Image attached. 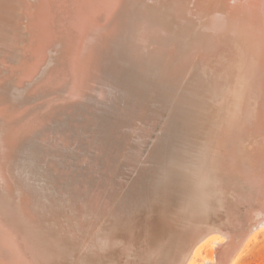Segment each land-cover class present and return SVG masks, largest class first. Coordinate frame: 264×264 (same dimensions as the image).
Wrapping results in <instances>:
<instances>
[{
  "label": "bare ground",
  "instance_id": "obj_1",
  "mask_svg": "<svg viewBox=\"0 0 264 264\" xmlns=\"http://www.w3.org/2000/svg\"><path fill=\"white\" fill-rule=\"evenodd\" d=\"M133 1L73 0L74 13L64 1L66 18L61 23L52 4L43 34L44 0H0V264H106L103 233L98 236L91 221L104 180L96 183L91 195L82 197L74 222L67 219L63 225L43 213L41 218L33 216L31 206H36L34 214L41 212L35 194L23 189L26 199L11 200L4 193H20L24 186L25 172L17 168L22 146L59 122H48L44 129H36L34 118L24 117L17 129L4 122L26 112V102L45 91L52 98L46 101L47 110L83 105L89 82L101 75L98 64L105 42L110 35L113 41L121 38L129 22L139 29L130 37L122 36L129 38L131 53L144 56V78L157 79L189 97L180 108L185 122L181 119L179 152L158 155L161 173L204 203L211 211L208 221L217 225L190 256L208 236L218 233L225 241L213 243V261L207 264H230L246 240L264 227V0H136L138 7ZM128 5H133L135 18L124 19ZM24 34L29 36L21 42ZM58 38L63 47L54 62ZM88 43L92 46L87 51ZM52 62L56 66L51 68ZM15 71L19 74L9 82ZM54 92L65 95L54 98ZM13 102L27 105L21 110L15 105L6 116V107ZM249 215L256 225L237 238L236 229ZM164 255L157 264L168 261V254Z\"/></svg>",
  "mask_w": 264,
  "mask_h": 264
},
{
  "label": "rangeland",
  "instance_id": "obj_2",
  "mask_svg": "<svg viewBox=\"0 0 264 264\" xmlns=\"http://www.w3.org/2000/svg\"><path fill=\"white\" fill-rule=\"evenodd\" d=\"M137 2L134 0L132 4L138 7ZM127 10L124 19L136 17L133 5H128ZM137 29L138 25L129 22L121 38H117L116 42L113 41L112 35L109 36L108 42H105L108 45L103 46L98 64V69L101 70L98 74L101 75L89 82V87L84 93V97L88 94V101H82L83 105L69 104L70 106H64L65 110H59L60 112L57 109L47 110L46 101L51 97L45 96L47 92L45 91L33 98L34 100L39 98L38 100L28 101L32 102L31 104L26 102L28 105L26 103L17 105L18 102H13L6 107L8 112L6 111L5 115L8 116L15 105L20 110L25 108V105L28 106L26 112L16 115L17 118L5 119L4 123L10 125L9 127L15 125L14 129H17L26 118H34L38 125L36 129H44L48 122L56 124L59 122L56 126L42 130L43 132L36 130L39 133L35 140L22 146L24 150L17 168H22L23 173L27 172L24 173L23 179L25 185L32 187L43 206L60 212L58 214L62 222L67 219L68 222L76 220L80 215L77 210L83 202L82 197L91 195L93 192L91 189H95L96 183L106 179L110 170L126 153L179 152L177 138L184 131L182 120L185 122V114H181L180 108L184 107L183 104H188L189 97L182 93L181 96L173 87H166L157 79L144 78V56L136 54L139 55L137 57L131 53V48H128L130 40L127 36H132ZM123 33L127 36H122ZM118 39L125 41L120 42ZM113 48L116 52L110 53ZM117 48L123 49V52ZM18 74L19 71H15L9 82ZM63 95L65 92H54L52 97H64ZM159 112L163 113L160 115ZM178 114L182 115V118L181 116L179 118ZM51 118L52 121H49ZM14 165L16 167L15 163ZM67 209L70 211L67 212ZM70 229L71 232H76L72 227ZM207 238L193 251L187 264H207L210 262L208 260L213 261V243L219 240L223 242L225 238L218 233ZM230 264H264V227L246 240Z\"/></svg>",
  "mask_w": 264,
  "mask_h": 264
},
{
  "label": "water",
  "instance_id": "obj_3",
  "mask_svg": "<svg viewBox=\"0 0 264 264\" xmlns=\"http://www.w3.org/2000/svg\"><path fill=\"white\" fill-rule=\"evenodd\" d=\"M44 1L47 5L45 4L43 11L44 21L41 23L43 29L52 4L58 9L56 15L61 17L57 21L59 23L66 18L63 16L64 1L70 3L68 11L76 12L75 5L71 2L73 0ZM39 14L40 12L38 16ZM66 15L69 16L67 13ZM45 32L44 29L43 34ZM58 33L61 35L60 32ZM27 36L29 35L24 34L20 41L27 39ZM60 40L58 38L56 42L57 51L53 48L54 62H57L56 59L61 55L59 48L63 47L61 44L63 42ZM20 45L22 44L18 43L17 47L19 48ZM90 45L92 46L90 43L87 44V51ZM54 62L51 68L54 67ZM160 156L157 153H126L101 183L102 186L96 198L94 219L91 218V221H94L96 234L99 236L103 233V249L104 251L108 249L106 252L108 255L103 254L106 264H157L160 256L165 258V253L168 254V261L164 264H186L195 245L211 231L216 230L217 225L208 221L207 214L211 211L206 209L204 203H200L185 192L182 185H175L173 178L161 173ZM27 187L28 185L24 183V186L19 189L20 193L16 190L10 193L7 190L8 193L4 194L11 200L18 198L24 200L26 197L21 195L24 189L32 196L35 194L34 197L38 199L35 191ZM1 194L3 193L0 192V196ZM38 200L41 206L39 214L33 212L36 206L33 205L30 208V205L26 203L33 216L41 218L43 213L44 217H49L51 222L53 218L60 219L58 212L52 208L47 209L41 200ZM203 218L204 223L201 222ZM256 223L253 216L249 215L247 220L239 224L240 228L236 231L240 230V233L235 231V236L242 239Z\"/></svg>",
  "mask_w": 264,
  "mask_h": 264
}]
</instances>
